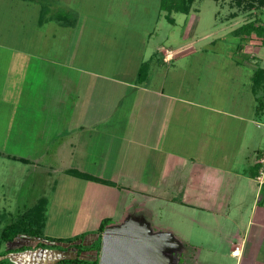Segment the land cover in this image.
<instances>
[{"label":"crops","instance_id":"1","mask_svg":"<svg viewBox=\"0 0 264 264\" xmlns=\"http://www.w3.org/2000/svg\"><path fill=\"white\" fill-rule=\"evenodd\" d=\"M62 9V13L66 12L68 16L76 10L75 19L54 15L40 28L55 23L57 29L52 30L54 39L58 29L62 30L61 35L65 33L63 31L76 29L75 41L80 42L81 33L86 30L85 15L72 7ZM157 17L151 29H135L139 43H131L130 49L134 53L123 54V49L112 72H98L74 64L64 66L58 60L51 61L40 54L33 57L41 61L35 76L36 93L42 108L52 110L50 116L56 115L53 111H62L71 127L46 132L63 136L56 146L57 167L67 175L68 171H76L88 177L70 175L84 182V194L77 213L80 234L86 233L89 219H92L89 228H93L85 236L89 242L97 240L95 232L102 220H109V226H118L131 219L147 225L150 231L153 229L156 233L174 236L173 226L161 232L154 219L156 212L150 208L147 209V221L141 212H137L144 208L142 199H146L152 208L160 203L172 214L176 212L175 216L186 232L181 237L188 238L185 236L190 232L188 230H196L199 237L202 235L206 239L203 243L194 244L182 238L186 241L185 246L214 252L224 248L235 264H264V188H258L254 180L256 162L264 152L257 148L264 132V122L259 119L264 117V111L258 112V105H255V113L249 118L243 117L233 105L210 100V92L205 96L208 102H190L189 73L198 80L197 89L205 88V81L209 86L215 85V78L210 74L213 65L201 64L200 71L191 70V64L199 60L191 42L192 34L179 38L175 48L152 42L151 39H156L160 19H165L160 13ZM110 25L117 26L114 23ZM171 25H176L175 20ZM123 29L130 30L127 26ZM93 37L94 33L90 31L87 36L90 42ZM164 38L168 42L167 35ZM100 40L104 46L105 40L110 41L107 35ZM66 47L64 55L66 52L69 54L68 61H91V57H87L89 55L77 59L70 42ZM247 48L250 50L251 47ZM213 55L239 69L233 72H237L236 76L242 70L240 84L247 76L250 86L243 83L244 88L239 87L238 91L245 92L246 86L248 93L254 95L253 76L257 68L247 70L242 64L243 60H252V55L247 52L234 56ZM48 62L52 64L45 65ZM90 78L113 84L111 88L100 87L98 102L91 97L93 84ZM218 89L215 87L214 91L220 94ZM190 133L197 142L188 152L186 141ZM95 135L100 136L103 145H108L102 147L103 151L117 149L125 155L119 167L111 171L114 173L108 177L103 169L100 172L84 171L82 167L85 164L61 165L63 159L72 163L74 156L90 157L89 151L97 139ZM114 137L120 140L116 147H112L109 141ZM105 157H100L103 167L109 163ZM172 235L173 241L178 243L174 251L178 252L182 249L181 244ZM19 245L5 250L18 249ZM232 252H236L235 255ZM13 253L8 254L10 258ZM14 262L26 264L20 257Z\"/></svg>","mask_w":264,"mask_h":264},{"label":"rangeland","instance_id":"2","mask_svg":"<svg viewBox=\"0 0 264 264\" xmlns=\"http://www.w3.org/2000/svg\"><path fill=\"white\" fill-rule=\"evenodd\" d=\"M162 1L0 0V230L19 214L33 208L40 199H45L43 216H45L44 236L46 238L67 239L84 235V246L93 245L94 247L97 244V240L89 242L88 238H85V235L92 232L90 230L93 228H89L92 219L88 220L84 234H80L77 226L79 203L84 194L83 180L70 177L60 172L57 167L59 159L55 158L56 146L63 136H53L54 132L46 133L48 130L57 131L71 127L62 111H59L60 114L58 111H53L56 115L50 116L52 110L42 108L43 104L40 103L41 100L36 93L37 76H35L36 70H40L41 61L37 57L33 59L38 54L46 56L51 61L58 60L64 66L74 64V66L98 72H112L117 64L116 58L123 49V54L134 53L130 49L131 43H139V34L134 32L135 29L138 31L151 29L160 13L165 19H160L156 28V39H151L152 42L154 40L155 43H163L164 46L169 45L175 48L179 38L184 39L186 35L192 34L191 42L194 43V53L199 54V60L191 64V70L200 71L201 64L213 65L210 74L215 78V85L209 86L205 81V88L197 89L198 80L189 73L190 102H208L205 96L207 92H210L208 95L210 100L223 105H233L232 107L237 108L243 117L249 118L252 113L254 114L255 105H258L256 108L258 112L262 109L264 111V81L260 87L253 86L255 91L254 95H251L248 93L250 82L246 76L243 83L247 82L248 87L245 86V92H239V87L244 88V84H240L242 70L236 76L237 72H233L239 69L231 63L225 64L222 60L219 61L213 55L234 56L247 52L254 58L242 61V64L246 65L245 69H264V0H194L187 15L176 11L169 13L176 25H171L167 21L168 11L162 7ZM62 7L67 10L71 7L78 9L85 15L86 30L81 33L80 42L75 41L76 29L63 31L65 33L62 35V30L58 29L54 42L52 30L57 29L55 23L40 28V25L47 24L49 18L54 15L57 18L68 16V13H62ZM75 13L76 10H72L67 18L75 19ZM110 23L117 24L119 27L112 26ZM124 26L130 30H124ZM243 26L246 28L240 31L239 29ZM260 27L263 28L260 35H256L253 30L248 34L249 28L257 31ZM90 31L94 33L92 42L87 38ZM104 35L110 39L109 42L105 40V46L100 40L104 38ZM166 35L168 42L164 41ZM69 42L77 53V59L89 55L87 57H91V61L82 63L68 61L69 54L66 52L64 55V51ZM247 46L251 47L250 50ZM48 64L52 63L48 62L45 65ZM225 65H227L226 68H224ZM90 79L93 84L91 97L93 101L98 102L100 93L97 91L100 87L111 88L113 84L101 79ZM215 87L217 89L219 87L220 94L214 91ZM259 119L264 122V117ZM261 135V145L257 148L264 150V132ZM99 137L98 135V140L95 138L93 142L94 147L89 151L90 157L74 156L72 163L63 159L61 165L65 167L85 164L82 167L84 171L100 172L103 169L104 175L109 177L111 173H114L111 171L119 167L118 164L125 155L117 149L103 151L102 147L108 145L106 143L103 145ZM109 141L112 147L114 145L116 147L120 140L114 137ZM195 142L197 140L193 139L190 133L189 140L186 141L188 152H191L189 150L193 149ZM104 155L110 164L104 163L103 167L100 164L102 163L100 157ZM142 201L147 205H142L144 208L136 211L141 212L140 215L146 217V221L149 215L148 208L156 212L154 219L156 225L160 226L161 232H166V228L173 226L175 233L173 231L174 236L171 235L182 247L175 252V247L169 243L170 241H166V246L161 241L151 247L148 246L153 258L159 257L160 262L162 259L161 264H220V260H222L221 264H235V260L227 255V249L220 248L221 251L216 252L210 249L199 251V248L185 246L184 240H191L197 244L203 243L206 239L202 235L199 237L196 230H188L190 232L185 235L188 238L181 237L184 235L182 233L186 232L182 230L183 227L175 216L176 212L172 214L171 210L167 211L160 203L152 208L148 200L142 199ZM151 231L152 234L156 233L153 229ZM36 241L24 236V238L15 239L12 243H4L0 249V253L3 254L5 248L20 245L11 258L10 253L7 257V254L5 255L4 259L8 263L0 264H15V259L19 257L26 264H55L61 259H73L77 255L73 245H56V249H50V245L46 243L44 249L35 248ZM142 246L147 247V243ZM94 256L95 252L91 251L85 252L79 258L84 260L82 264H87L89 260L96 258Z\"/></svg>","mask_w":264,"mask_h":264},{"label":"trees","instance_id":"3","mask_svg":"<svg viewBox=\"0 0 264 264\" xmlns=\"http://www.w3.org/2000/svg\"><path fill=\"white\" fill-rule=\"evenodd\" d=\"M194 0H163L162 1V7L168 11L167 14V21L169 23H173L172 18H170L169 13L171 11H176L181 14H188L190 10V6L193 3ZM164 10V11H166ZM246 27L243 26L239 30L242 31ZM261 29L258 28L257 31L255 29L249 28L248 34L252 30L255 32L256 35H260ZM254 88L262 86V82L264 81V69L257 68L254 76ZM26 162V161H24ZM257 168V165H256ZM69 175H72L74 177L78 178H85L88 179L87 176L79 174L76 171H68ZM256 174H254L255 177ZM46 205L45 199H40L39 203L36 204L33 208L28 210L27 212H23L22 214H19L17 217L13 219L12 222L5 225L0 230V249L4 243H11L15 239L20 237H28L31 239L37 240V244L35 245V248H44L46 246V243L50 245V249H56V245L63 246L66 245H73V247L76 249L77 255L73 259H61L55 264H82L84 262L83 259H80L79 256L82 254H85V252H95L96 258L89 260L87 264H99V256H100V250H101V238L103 231L106 227L109 226L110 221L105 219L102 220V222L99 225L98 231H97V244L93 247L92 246H84L83 243V237L84 235L75 236L74 238H46L44 236V228H45V216H43V209ZM86 236V235H85ZM80 237V239H79ZM46 240V241H45ZM63 249V248H62ZM16 250V249H15ZM15 250H5L4 254L0 253V263L7 262L8 261L5 258V255L14 252ZM94 256V257H95ZM93 257V256H92Z\"/></svg>","mask_w":264,"mask_h":264},{"label":"water","instance_id":"4","mask_svg":"<svg viewBox=\"0 0 264 264\" xmlns=\"http://www.w3.org/2000/svg\"><path fill=\"white\" fill-rule=\"evenodd\" d=\"M158 241L164 246L170 241L173 247H178L171 235L152 234L147 225L131 219L118 226L106 227L102 234L99 264H161L162 259L160 262L159 257L153 258L148 248ZM144 243L147 247L142 246Z\"/></svg>","mask_w":264,"mask_h":264},{"label":"built area","instance_id":"5","mask_svg":"<svg viewBox=\"0 0 264 264\" xmlns=\"http://www.w3.org/2000/svg\"><path fill=\"white\" fill-rule=\"evenodd\" d=\"M257 171L254 177V180L258 186V188H264V152L261 154L259 159L256 162ZM235 255L236 252H232Z\"/></svg>","mask_w":264,"mask_h":264}]
</instances>
